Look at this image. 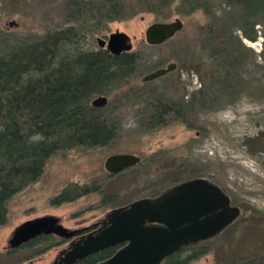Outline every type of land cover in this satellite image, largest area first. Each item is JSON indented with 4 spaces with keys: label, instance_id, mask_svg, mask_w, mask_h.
<instances>
[{
    "label": "rangeland",
    "instance_id": "1",
    "mask_svg": "<svg viewBox=\"0 0 264 264\" xmlns=\"http://www.w3.org/2000/svg\"><path fill=\"white\" fill-rule=\"evenodd\" d=\"M74 1L89 2L81 15H118L105 12L103 0H0V52L74 23L89 35L76 47L98 48L97 37L125 33L137 64L99 107L117 125L116 136L105 146L56 151L40 177L8 200L7 221L0 226V264H54L70 245L41 242L9 253L10 235L26 219L54 215L66 228L78 229L106 218L115 207L196 177L220 186L240 214L220 233L188 248L205 249L188 264L264 260V11L250 12L235 0H123L121 17L95 26L93 19H68ZM177 18L182 26L172 37L146 42L149 24ZM251 24L253 41L242 35ZM73 47L66 45L63 52ZM169 63L175 64L171 70L143 79ZM158 101L183 103L182 118L169 112L163 124L149 128ZM114 153L140 160L111 174L104 162ZM92 181L101 184L102 193L50 204L67 183ZM105 194L115 195L114 201L102 204Z\"/></svg>",
    "mask_w": 264,
    "mask_h": 264
},
{
    "label": "trees",
    "instance_id": "2",
    "mask_svg": "<svg viewBox=\"0 0 264 264\" xmlns=\"http://www.w3.org/2000/svg\"><path fill=\"white\" fill-rule=\"evenodd\" d=\"M235 1L242 2L250 12L264 11V0ZM103 2L105 12L118 15H81L89 2L74 1L68 19L74 22L93 19L98 26L101 20L122 16L119 14L124 8L123 0ZM73 24L0 52V226L7 221L8 200L40 177L47 159L56 151L79 145L105 146L116 136L117 125L108 121L99 107L91 106L90 100L108 94L128 78L137 64V53L114 54L102 47H76L80 39L89 35L82 34ZM89 31L93 37L95 28ZM242 35L255 40L253 24L242 29ZM69 44L76 48L63 52ZM183 107V103L158 101L146 125L153 128L163 124L169 112L182 118ZM93 192L102 193L101 184L69 182L49 201L60 205ZM114 199L115 195L105 194L101 202L110 203ZM41 242L54 245L62 241L55 240L53 234H42L8 252ZM191 246L193 243L180 247L166 256L162 264H188L205 252V249L188 251ZM113 252V248L103 249L77 264H95ZM237 264H264V260L250 257Z\"/></svg>",
    "mask_w": 264,
    "mask_h": 264
},
{
    "label": "water",
    "instance_id": "3",
    "mask_svg": "<svg viewBox=\"0 0 264 264\" xmlns=\"http://www.w3.org/2000/svg\"><path fill=\"white\" fill-rule=\"evenodd\" d=\"M182 26L180 19L149 24L144 37L149 44H159L172 37ZM98 46L111 53L129 51L127 35L112 32L107 39L97 37ZM169 63L146 74L149 80L174 67ZM107 101L104 94L90 100L91 106L101 107ZM132 153H114L104 162L111 174L138 163ZM240 214L237 205L230 204L224 190L196 177L178 182L153 197H139L110 210L102 224L93 232L71 243L54 264H74L110 246L120 247L109 257L95 264H159L180 247L210 238L219 233ZM92 226V225H91ZM91 226H86L89 228ZM80 229H68L54 215L26 219L13 229L8 240L11 249L20 247L42 234L70 238Z\"/></svg>",
    "mask_w": 264,
    "mask_h": 264
},
{
    "label": "flooded vegetation",
    "instance_id": "4",
    "mask_svg": "<svg viewBox=\"0 0 264 264\" xmlns=\"http://www.w3.org/2000/svg\"><path fill=\"white\" fill-rule=\"evenodd\" d=\"M190 179V178H189ZM230 198V197H229ZM230 204H233L232 202H231V199H230ZM233 205H235V204H233ZM240 209V208H239ZM106 218H104V219H102V220H100L99 222H95V223H92L90 226L91 227H89V228H85L86 226H84V227H82V228H78V229H80V231L79 232H77L76 234H74L73 236H71L70 238H63V237H59L60 238V240L63 242V241H67L68 243L70 242V244L71 243H73V242H75V241H77V240H79V239H81L86 233H88V232H93V231H95L101 224H102V221L103 220H105ZM233 222V221H232ZM231 222V223H232ZM230 224V223H229ZM228 224V225H229ZM227 225V226H228ZM227 226H225V227H227ZM224 227V228H225ZM223 228V229H224ZM222 229V230H223ZM221 230V231H222ZM220 231V232H221ZM219 232V233H220ZM218 234V233H217ZM205 240V239H204ZM202 241V240H201ZM199 242V241H198ZM195 243H197V242H195ZM195 243H193V244H195ZM190 244H192V243H190ZM187 245H189V244H187ZM120 247V245L118 244V245H115V246H110V247H108V248H113L114 249V252L118 249ZM108 248H105V249H108ZM103 250V249H102ZM63 252V251H62ZM62 252H60V254H62ZM98 252V251H97ZM113 252V253H114ZM112 253V254H113ZM59 254V255H60ZM172 254V253H171ZM84 259V258H83ZM82 260V259H81ZM80 260V261H81ZM164 260V259H163ZM163 260L159 263V264H162V262H163ZM80 261H78V262H76V263H74V264H77V263H79Z\"/></svg>",
    "mask_w": 264,
    "mask_h": 264
}]
</instances>
